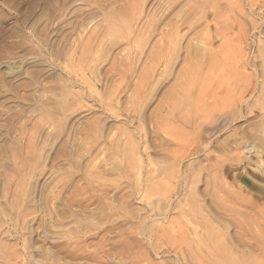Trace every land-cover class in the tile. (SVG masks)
Here are the masks:
<instances>
[{
	"label": "rangeland",
	"instance_id": "rangeland-1",
	"mask_svg": "<svg viewBox=\"0 0 264 264\" xmlns=\"http://www.w3.org/2000/svg\"><path fill=\"white\" fill-rule=\"evenodd\" d=\"M0 264H264V0H0Z\"/></svg>",
	"mask_w": 264,
	"mask_h": 264
}]
</instances>
